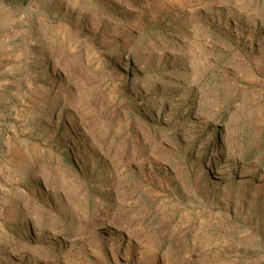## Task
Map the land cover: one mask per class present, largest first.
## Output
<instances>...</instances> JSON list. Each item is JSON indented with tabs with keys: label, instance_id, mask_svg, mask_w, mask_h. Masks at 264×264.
<instances>
[{
	"label": "rangeland",
	"instance_id": "1",
	"mask_svg": "<svg viewBox=\"0 0 264 264\" xmlns=\"http://www.w3.org/2000/svg\"><path fill=\"white\" fill-rule=\"evenodd\" d=\"M0 264H264V0H0Z\"/></svg>",
	"mask_w": 264,
	"mask_h": 264
},
{
	"label": "bare ground",
	"instance_id": "2",
	"mask_svg": "<svg viewBox=\"0 0 264 264\" xmlns=\"http://www.w3.org/2000/svg\"><path fill=\"white\" fill-rule=\"evenodd\" d=\"M42 190H43V186H41V187L39 188L38 194H40V193L42 192Z\"/></svg>",
	"mask_w": 264,
	"mask_h": 264
}]
</instances>
